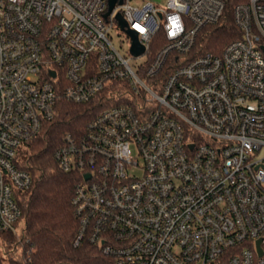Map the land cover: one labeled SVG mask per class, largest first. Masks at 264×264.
<instances>
[{
    "label": "built area",
    "instance_id": "built-area-1",
    "mask_svg": "<svg viewBox=\"0 0 264 264\" xmlns=\"http://www.w3.org/2000/svg\"><path fill=\"white\" fill-rule=\"evenodd\" d=\"M108 6L0 0V231L23 227L25 149L59 96L97 99L53 151L82 175L72 245L91 248L90 264H264V0L234 7L241 35L219 52L198 41L225 0H116L105 15Z\"/></svg>",
    "mask_w": 264,
    "mask_h": 264
},
{
    "label": "trees",
    "instance_id": "trees-1",
    "mask_svg": "<svg viewBox=\"0 0 264 264\" xmlns=\"http://www.w3.org/2000/svg\"><path fill=\"white\" fill-rule=\"evenodd\" d=\"M246 1L225 0L220 21L205 26L200 33L201 50L219 52L228 42L240 37L233 9ZM102 106L97 99L75 103L60 95L55 117L45 131L29 142L25 151L32 184L20 192L18 199L23 227L17 234L11 230L0 231V264H5L4 256L7 264H54L60 260L79 264L93 262V252L87 244L72 245L77 220L71 199L82 175L79 171L61 169L53 158V151L64 132L80 130ZM18 249L22 250L17 252Z\"/></svg>",
    "mask_w": 264,
    "mask_h": 264
},
{
    "label": "water",
    "instance_id": "water-1",
    "mask_svg": "<svg viewBox=\"0 0 264 264\" xmlns=\"http://www.w3.org/2000/svg\"><path fill=\"white\" fill-rule=\"evenodd\" d=\"M121 1L122 0H118L119 3H121ZM115 2H116V0H109L108 10L105 13V15L108 14L111 11V9L113 8ZM116 18H117L119 24L122 27L126 25L125 20L123 19V17L119 13L116 14ZM126 30H127V32L129 33V35H130V37L132 39V44H131V47H130L131 52L134 55H138V54L142 53L144 51V46L139 43V41L137 39V33L134 30H132V29H128L127 28ZM51 75L52 76L54 75V72L53 71L51 72ZM84 177L87 178V177H89V175L88 174H85ZM260 252H261V250H260Z\"/></svg>",
    "mask_w": 264,
    "mask_h": 264
},
{
    "label": "rangeland",
    "instance_id": "rangeland-1",
    "mask_svg": "<svg viewBox=\"0 0 264 264\" xmlns=\"http://www.w3.org/2000/svg\"><path fill=\"white\" fill-rule=\"evenodd\" d=\"M153 2L158 4V3H162L163 0H153ZM115 33L116 34L114 35L113 42L117 46L121 45L123 48H127V46H128V35H127V33L123 30H117V32H115ZM140 61H142V58H138V59L134 58V59L130 60V63L135 64V63H138ZM18 250H20V249H18ZM18 250H16V251L20 252ZM17 252H14V253H17ZM4 263L7 264V259L5 256H4Z\"/></svg>",
    "mask_w": 264,
    "mask_h": 264
}]
</instances>
